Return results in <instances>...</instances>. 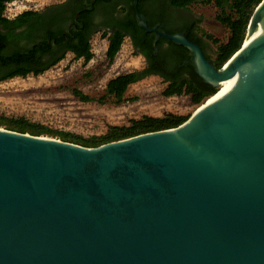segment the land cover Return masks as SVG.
<instances>
[{
    "label": "water",
    "instance_id": "95a60500",
    "mask_svg": "<svg viewBox=\"0 0 264 264\" xmlns=\"http://www.w3.org/2000/svg\"><path fill=\"white\" fill-rule=\"evenodd\" d=\"M136 15L216 90L245 75L177 128L97 148L0 128V264H264V0L221 70Z\"/></svg>",
    "mask_w": 264,
    "mask_h": 264
},
{
    "label": "trees",
    "instance_id": "16d2710c",
    "mask_svg": "<svg viewBox=\"0 0 264 264\" xmlns=\"http://www.w3.org/2000/svg\"><path fill=\"white\" fill-rule=\"evenodd\" d=\"M15 1L19 0H0V28H5L9 31L7 34H1L0 32V83L15 77H26L31 73L39 76L57 65L64 58L67 51L73 52L75 54L74 59L83 60L84 63H89L92 60L93 53L90 41L95 34L94 31L83 30L77 32L73 30L70 35L66 33L67 21H73L76 14H79L78 20H81L82 16L85 14V8H89L91 0H66L62 4L46 7L44 11H46L48 15L23 12L14 19L3 17L6 4ZM129 1L131 5L128 10L129 13L126 16L128 23L126 27H122L121 30L112 33L109 37L108 33L102 34L108 42L106 59L108 63H113L121 50L124 40L130 37L135 49L134 54H142L146 58V66L141 70L123 74L110 80L106 84L104 94L98 101L100 103L111 101L114 105H121L127 101L126 93L131 85L151 76H159L167 84L163 92L164 97L172 98L185 96L188 97L191 104L197 108L205 104L218 90L205 83L197 75L190 52L181 46L160 39L159 45L160 43L166 42L173 48L172 51L175 50L177 52L176 59L172 61L173 63L175 62L174 69L170 70L166 67L167 61L163 63L160 54L157 56L154 55V34H148L138 26L135 11L132 6L133 0ZM138 1V12L144 14L140 4L142 0ZM149 1L152 5L159 2V0ZM261 1L262 0H162V4H169L170 7L183 11H187L194 4L213 5L216 8V21L222 27L226 28L229 33L225 43H220L212 36L207 35L197 28V21H194L188 26L185 31H183V34L188 41L200 47L206 59L217 70H221L229 59L242 47L251 16ZM84 3H87V6H85ZM61 10H64L67 15L63 20L64 28L61 27V29L52 32V24L59 18V12ZM44 16L50 18V23L43 25V22L40 23L38 21L44 19ZM32 18H35L37 22H33L31 20ZM153 25L154 24L150 21L148 22L149 27H153ZM80 27V23L76 22V29ZM14 29H23L22 36L24 37H28L34 31L41 29L47 33L48 43L46 44V42L43 41L42 44H34V46L28 50L19 48L12 52L8 51V45L11 35L13 36L14 34ZM169 34L172 35L173 32H169ZM65 36L69 37L67 41L64 38ZM71 36H74L76 40L71 39ZM64 41L67 43L65 47L60 50H54L53 44L60 45ZM142 41H144L143 45ZM208 43H212L216 46L213 59L208 57L206 53ZM42 53L49 54L51 58L45 64H35L37 60L36 54ZM54 53H56V55H54ZM38 58L40 59V56H38ZM72 94L82 103L94 101V99L77 90H73ZM187 119L188 116H180L171 113L157 118L143 116L140 119L131 120L126 126L109 127L103 135L90 138H82L70 133L54 131L47 126L32 123L22 117L8 119L4 116H0V128L2 127L8 131L20 134H30L36 137H57L62 142H68L86 148H97L102 145L148 133L174 129Z\"/></svg>",
    "mask_w": 264,
    "mask_h": 264
},
{
    "label": "rangeland",
    "instance_id": "374dc122",
    "mask_svg": "<svg viewBox=\"0 0 264 264\" xmlns=\"http://www.w3.org/2000/svg\"><path fill=\"white\" fill-rule=\"evenodd\" d=\"M63 2L64 0H20L17 5L7 7L5 16L13 19L22 11L43 10ZM185 13L200 24L201 31L220 43L227 41L228 30L216 21L217 11L213 5L194 4ZM90 44L93 58L89 63L67 55L38 77L0 83V116L8 119L22 117L54 131L90 138L103 135L109 127L126 126L131 120L143 116L157 118L171 113L189 118L198 109L188 97H164L167 84L154 76L131 85L126 93L125 103H100L98 100L110 80L141 70L144 61L133 53L128 39L124 40L113 63H108L106 59L108 42L101 33L93 35ZM215 50L216 46L208 43V57L213 59ZM73 90L80 91L94 101L80 102L73 96ZM40 137L60 140L57 137Z\"/></svg>",
    "mask_w": 264,
    "mask_h": 264
},
{
    "label": "flooded vegetation",
    "instance_id": "af4514ba",
    "mask_svg": "<svg viewBox=\"0 0 264 264\" xmlns=\"http://www.w3.org/2000/svg\"><path fill=\"white\" fill-rule=\"evenodd\" d=\"M65 1L66 0H64V2ZM138 2L139 1L137 0L136 8L134 7V0L132 4L134 11H135V15L139 13L137 9V6L139 4ZM140 4H141L144 14H141V13L139 14L143 16L147 25L149 21L154 24L153 27H149V26L148 27L156 28L157 31L161 34H169V32H173L172 35H183L184 36L183 31H185V29L188 26H190L194 21H196L192 19L191 17H188L185 13L186 11L176 10L170 7L169 4H162V0H159V2L154 5H152L149 0H142ZM84 5L87 6V3H84ZM130 5L131 3L129 0H91L89 8H85L84 10L85 14L82 16L81 20H78L79 14H76L73 21L71 20L67 21L66 33L70 35L73 30L77 32L83 31V30H87V31L92 30L94 31L95 34L108 33V37H109L110 35H112V33L121 30L122 27L124 28L128 24L126 16L129 13L128 10H129ZM26 12H34V13L48 15V13L44 11V9L35 10V11L31 10V11H26ZM65 16H67L66 12L64 10H61L59 12V18H57V20L53 22L52 24L53 25L51 29L52 32H55L56 30L61 29V27L64 28L63 20L64 18H66ZM135 17H136V21L138 24L137 15ZM49 19H50L49 17L44 16V19H41L38 21L40 23L43 22V25L44 24L46 25L50 23ZM31 20L33 22H37L35 18H32ZM76 22H79L81 25L79 29H76ZM200 27H201L200 24L197 23V28L200 29ZM0 32L1 34H7L9 31L5 28H0ZM13 32L14 34L13 36L11 35L10 43L8 45V51H11V52L19 48L22 50H28L31 47H33L34 44L35 45L38 43L42 44L43 41L46 42V44L48 43L47 33L45 31H42L41 29H39L38 31L37 30L34 31L28 37L22 36L23 29H14ZM148 34H154V41H153V47L155 48L154 55L157 56L158 54H160L162 56L163 63L167 61L166 67H168L170 70L174 69L175 62L173 63L172 61L176 59L177 52L175 50L172 51L173 48H171L169 44L166 42L160 43L159 45V40L164 39L163 37H157L155 33H148ZM64 38L67 41L69 37L65 36ZM70 38L76 40L74 36H71ZM126 39L130 41V44H131V47L134 53L135 49L133 46L132 39L130 37H127ZM164 40L169 41L166 39ZM143 42L144 41H142V45H143ZM156 44H158L159 46ZM66 45L67 43H65V41L62 42L60 45L53 44L54 50H60ZM56 53H54V55H56ZM67 55H71L75 58V54L73 52L67 51L65 53V56ZM38 56H40V59L38 58ZM138 56L143 59L144 66H146V58L142 54H138ZM36 57H37L38 62L36 60L35 64H41V65L47 63V61H49V59L51 58V56L47 53L36 54ZM168 61L169 62L171 61V62L169 63ZM30 77L35 78L38 76L31 73V74H28L26 77H15L9 80L28 79ZM154 77H159V76H154Z\"/></svg>",
    "mask_w": 264,
    "mask_h": 264
},
{
    "label": "bare ground",
    "instance_id": "6f19581e",
    "mask_svg": "<svg viewBox=\"0 0 264 264\" xmlns=\"http://www.w3.org/2000/svg\"><path fill=\"white\" fill-rule=\"evenodd\" d=\"M260 35L255 31H250L246 34V37H245V40H244V47H246L247 45H249L250 43H252L253 41H255V39H257ZM246 70H247V66H244L241 68V70L237 73V75L235 77H233L232 79L226 81V82H223V83H220L219 84V87H218V91L215 95H217L219 92L223 91L224 89L228 88L229 86L233 85L234 83H236L237 81L241 80L242 77L245 75L246 73ZM214 95V96H215ZM214 96H212L211 98H209L205 104H203L201 107H198V109L196 111H200L202 110L203 108L206 107L207 103L209 100H211Z\"/></svg>",
    "mask_w": 264,
    "mask_h": 264
},
{
    "label": "built area",
    "instance_id": "2783aa9c",
    "mask_svg": "<svg viewBox=\"0 0 264 264\" xmlns=\"http://www.w3.org/2000/svg\"><path fill=\"white\" fill-rule=\"evenodd\" d=\"M18 2H20V0H19V1H15V2H12V3H8V4H6V8H5V11H4V14H3L5 18H7V17L5 16V12H6V10H7V7H8V6H15V5H17ZM23 8H25V7L23 6ZM26 11H27V10H25L24 12H26ZM22 13H23V11H22L20 14H22ZM20 14H18V15H20ZM18 15L14 16V18L17 17ZM14 18H13V19H14ZM7 19H9V18H7Z\"/></svg>",
    "mask_w": 264,
    "mask_h": 264
}]
</instances>
